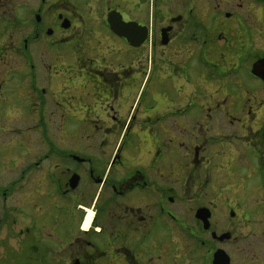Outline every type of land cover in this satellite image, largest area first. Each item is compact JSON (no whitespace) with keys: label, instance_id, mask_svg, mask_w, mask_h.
Returning <instances> with one entry per match:
<instances>
[{"label":"flooded vegetation","instance_id":"flooded-vegetation-1","mask_svg":"<svg viewBox=\"0 0 264 264\" xmlns=\"http://www.w3.org/2000/svg\"><path fill=\"white\" fill-rule=\"evenodd\" d=\"M147 1L85 0L96 36L69 0H0V264H259L264 0H185L155 30L124 12Z\"/></svg>","mask_w":264,"mask_h":264},{"label":"rangeland","instance_id":"rangeland-1","mask_svg":"<svg viewBox=\"0 0 264 264\" xmlns=\"http://www.w3.org/2000/svg\"><path fill=\"white\" fill-rule=\"evenodd\" d=\"M70 4L74 7V9H72V11H74L75 13H78L80 16H82V19L85 21V24L87 27H90L93 29V34L96 36L101 35V28L98 24V22H100L99 18L97 16H95L96 14L93 12L90 14V18H87L86 14L87 11H85L83 9V2L85 0H69ZM133 1H137V0H133ZM188 0H186L187 2ZM192 0H189L188 2H191ZM193 2H197V12L202 15L203 14V7L202 5H206V0H193ZM185 4V0H148L147 2H145L144 6L139 9L138 6H132L130 5L129 8H126L124 10V12L129 16V18L131 19H138L140 21H142L143 23H150L152 21L153 24V28L154 30L157 29V27H159L160 23H162L163 19L168 18L169 16H176L178 14H180L182 12V10H184V5ZM162 21V22H161ZM104 31H106L104 28H102ZM218 30H220V28H218ZM217 30V31H218ZM101 31V32H100ZM215 36V35H214ZM214 42L215 44H206L205 49L211 53V47L214 48V50L216 52H219L220 48L222 49V47H218L217 41L214 38ZM244 80L247 83H252V80L248 77H244ZM155 81V86H158V81ZM254 83V82H253ZM144 84L143 80H141L137 87H136V94L138 92V96L139 94L142 92V90L140 91V86ZM145 89L142 99H146V96L148 95L149 97V86L143 88ZM148 90V93H147ZM258 96L259 97H263L264 96V89L258 92ZM13 128V125H12ZM20 135V134H19ZM22 137V136H20ZM126 139V145L129 146V143L133 142V138H129ZM168 143V142H167ZM25 150V148H23ZM25 152V151H24ZM9 173H7L8 175ZM3 175L4 178L8 179V177L10 178V176L8 175ZM234 190V189H233ZM235 192V191H234ZM234 192L232 193V195L234 194ZM231 196V194H230ZM234 198V197H232ZM220 218H223L221 215L219 216ZM222 221V220H220ZM264 232V230H263ZM28 240V239H27ZM251 240V239H249ZM262 240H263V247H261L262 252L261 255L262 257H258V262L259 264H264V234H262ZM228 249V246H226ZM1 252V249H0ZM4 251L1 252V254ZM14 254V252L10 251L7 252V257ZM204 254V251H197L194 253L195 256V261L193 260L191 264H204L202 263V255ZM234 256H235V263L239 264V254L237 252H234ZM205 256V254H204ZM30 257H31V252L30 251H25V246H24V250H23V257H22V264H36L33 261H30ZM9 259V258H8ZM12 259V258H11Z\"/></svg>","mask_w":264,"mask_h":264},{"label":"water","instance_id":"water-1","mask_svg":"<svg viewBox=\"0 0 264 264\" xmlns=\"http://www.w3.org/2000/svg\"><path fill=\"white\" fill-rule=\"evenodd\" d=\"M106 24L113 34L125 38L127 42L133 46H138L144 39L145 28L139 27L134 23H123L120 14L114 11L107 15ZM134 39L140 41L136 43L133 41ZM251 73L264 81V59L254 64ZM212 264H228V257L224 252L216 251Z\"/></svg>","mask_w":264,"mask_h":264}]
</instances>
